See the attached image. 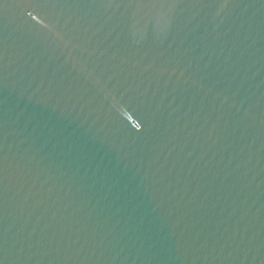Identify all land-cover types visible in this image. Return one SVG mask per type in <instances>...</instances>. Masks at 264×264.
<instances>
[{"label": "water", "instance_id": "1", "mask_svg": "<svg viewBox=\"0 0 264 264\" xmlns=\"http://www.w3.org/2000/svg\"><path fill=\"white\" fill-rule=\"evenodd\" d=\"M0 264H264V0H0Z\"/></svg>", "mask_w": 264, "mask_h": 264}]
</instances>
